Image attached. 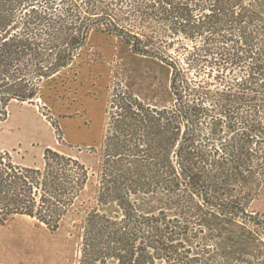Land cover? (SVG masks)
Segmentation results:
<instances>
[{"label": "trees", "instance_id": "obj_1", "mask_svg": "<svg viewBox=\"0 0 264 264\" xmlns=\"http://www.w3.org/2000/svg\"><path fill=\"white\" fill-rule=\"evenodd\" d=\"M97 28L170 69L173 105L112 89L89 150L96 206L81 222L77 264H219L201 246L206 211L264 232L244 207L264 180V0H0V121L11 100L30 103L39 81L68 69ZM42 160L25 167L0 151L1 225L26 216L57 231L90 180L73 156L45 149ZM149 195L158 209L138 211ZM111 205L117 212L102 211Z\"/></svg>", "mask_w": 264, "mask_h": 264}, {"label": "rangeland", "instance_id": "obj_2", "mask_svg": "<svg viewBox=\"0 0 264 264\" xmlns=\"http://www.w3.org/2000/svg\"><path fill=\"white\" fill-rule=\"evenodd\" d=\"M170 76V69L161 62L134 55L120 39L97 28L89 33L68 69L37 83L36 97L30 103H21L57 124L63 143L57 141L55 151L73 156L86 165L90 180L57 231L50 232L26 216H15L0 225V262L77 264L81 222L96 206L98 156L89 150L99 146L107 99L118 85L150 107L169 108L173 105ZM8 114L10 119L0 124V145L4 146L24 136L21 131L11 130L20 115L18 108L11 106ZM23 120L35 122L29 114L23 116ZM9 152L16 164H26L21 150L16 148ZM246 198V211L258 212L264 218V180L260 197L253 199V193H248ZM160 203L157 195L142 196L137 199L136 208L153 212ZM102 209L109 214L117 212L113 205ZM197 226L203 231L202 248L219 264H233L243 258L253 261L264 258L263 228L253 222L206 211Z\"/></svg>", "mask_w": 264, "mask_h": 264}, {"label": "crops", "instance_id": "obj_3", "mask_svg": "<svg viewBox=\"0 0 264 264\" xmlns=\"http://www.w3.org/2000/svg\"><path fill=\"white\" fill-rule=\"evenodd\" d=\"M11 106L18 108L20 115L17 116L16 122L12 125L11 130L21 131L23 133L22 140L17 139L10 143L8 146L0 145V151H8L18 149L24 154V161L26 164L22 165L25 167L35 166L36 168H41L43 166L42 155L45 149H56L58 142L55 138L54 129L48 120L40 117L35 113L34 108H31L24 103L18 102L16 100H11L7 106V117L5 120L0 121V124L8 121L11 115L8 114V110ZM26 114L31 115L35 122L32 124L23 120V116ZM103 128L101 132L100 142L102 141ZM99 147V146H98ZM10 153V152H9ZM31 219V218H30ZM33 220V219H32ZM1 225V224H0ZM0 264H12L6 261L0 262ZM16 264H22L21 262Z\"/></svg>", "mask_w": 264, "mask_h": 264}]
</instances>
